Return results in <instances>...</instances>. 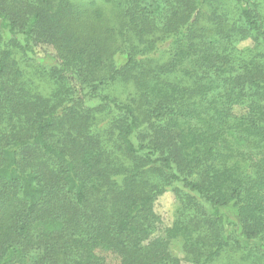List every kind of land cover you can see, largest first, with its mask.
I'll list each match as a JSON object with an SVG mask.
<instances>
[{"label":"trees","instance_id":"16d2710c","mask_svg":"<svg viewBox=\"0 0 264 264\" xmlns=\"http://www.w3.org/2000/svg\"><path fill=\"white\" fill-rule=\"evenodd\" d=\"M262 13L0 0V264H264Z\"/></svg>","mask_w":264,"mask_h":264},{"label":"rangeland","instance_id":"374dc122","mask_svg":"<svg viewBox=\"0 0 264 264\" xmlns=\"http://www.w3.org/2000/svg\"><path fill=\"white\" fill-rule=\"evenodd\" d=\"M99 1V0H98ZM258 3L261 6L262 11L264 12V0H257ZM262 16L264 18V13H262ZM264 25V19L262 21ZM264 28V26H263ZM251 45L250 41H247L246 43H242L241 46H248ZM53 50L49 47L40 46L36 48V55L38 59H42L37 61L38 64L48 66L51 63V56L53 55ZM174 198L173 195L169 192L163 194L161 197H159L154 205L155 212L160 216L161 222L163 227H168L172 223L173 220V214H174ZM172 253L178 256L179 258H182L181 252L178 250V246L175 244L172 246L171 249ZM108 261L114 262L113 259L108 258Z\"/></svg>","mask_w":264,"mask_h":264}]
</instances>
